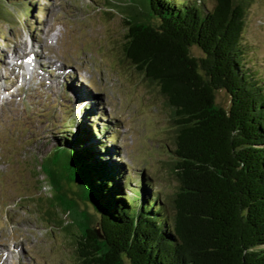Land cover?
Segmentation results:
<instances>
[{
    "label": "trees",
    "instance_id": "obj_1",
    "mask_svg": "<svg viewBox=\"0 0 264 264\" xmlns=\"http://www.w3.org/2000/svg\"><path fill=\"white\" fill-rule=\"evenodd\" d=\"M253 1L122 2L124 55L173 110L178 184L166 195L141 179L134 198L80 128L63 136L71 147L56 145L41 171L73 185L102 233L77 239L79 264H264V80L243 40Z\"/></svg>",
    "mask_w": 264,
    "mask_h": 264
},
{
    "label": "rangeland",
    "instance_id": "obj_2",
    "mask_svg": "<svg viewBox=\"0 0 264 264\" xmlns=\"http://www.w3.org/2000/svg\"><path fill=\"white\" fill-rule=\"evenodd\" d=\"M122 2L129 0H0V264H79L72 237L50 221L51 193L39 167L56 145L71 147L63 136L73 139L79 128L99 156L119 166L132 197L141 179L154 184L152 193L176 190L173 110L124 55ZM197 2L211 8L215 0ZM243 35L247 64L264 80V0L250 5ZM30 41L51 61V73L64 66L71 74L33 77ZM9 59L20 66L11 69ZM15 83L20 90H12ZM73 87L84 100L72 96ZM216 96L229 104L226 89Z\"/></svg>",
    "mask_w": 264,
    "mask_h": 264
},
{
    "label": "water",
    "instance_id": "obj_3",
    "mask_svg": "<svg viewBox=\"0 0 264 264\" xmlns=\"http://www.w3.org/2000/svg\"><path fill=\"white\" fill-rule=\"evenodd\" d=\"M41 164H39L40 168ZM41 184L51 193L47 208V212H50V221L55 222L56 226L62 227L72 237L75 249L78 238H102L101 228L91 206L79 195L71 183L65 182L64 185L59 186L53 183L44 172ZM87 230H90L87 232L89 235L86 234Z\"/></svg>",
    "mask_w": 264,
    "mask_h": 264
},
{
    "label": "bare ground",
    "instance_id": "obj_4",
    "mask_svg": "<svg viewBox=\"0 0 264 264\" xmlns=\"http://www.w3.org/2000/svg\"><path fill=\"white\" fill-rule=\"evenodd\" d=\"M36 41L38 40V41H40L39 39H35ZM32 44V47H33V45H34V42L32 41L31 42ZM16 49V55L18 56V55H20V49H18V48H15ZM4 54V53H3ZM34 62H33V68H35L36 70H34V69H31V73L33 74V77L34 76H36V77H41V78H46L45 77V75H48V77L49 78H52L53 79V81L55 80L56 81V79L58 78V76L59 75H62V77H65V78H67L68 77V75L69 74H71V72L70 71H68V70H66V69H64L63 67L61 68L60 67V71L59 72H57V73H55L54 71L51 73V67H49V62L51 63V61H49V62H47V61H44V57H42L40 54H38V53H36V52H34ZM59 59V58H58ZM52 64V63H51ZM52 66V65H51ZM10 68L12 69V66H10ZM6 69L8 72H10L11 73V69ZM9 73H7V75H8ZM53 76H52V75ZM6 75V74H5ZM73 76V75H72ZM9 77V76H8ZM48 78V79H49ZM83 79H85L86 80V78H84L83 77ZM68 80V79H67ZM66 79L63 81V83L65 82V81H67ZM70 80V79H69ZM87 81V80H86ZM62 83V84H63ZM70 83V82H69ZM68 83V85H69V87L71 88V84H69ZM51 85H53V84H51ZM74 85L75 86H77L76 84H75V82H74ZM83 89V88H82ZM68 91V90H67ZM66 91V92H67ZM70 91V90H69ZM68 91V92H69ZM71 92H73L74 94H76V95H72V96H74L78 101H79V99L80 100H84L83 98H85V96H83L82 94H80V93H76L75 92V87H73V91H71ZM72 93V94H73ZM68 94V93H67ZM78 95V96H77ZM87 98H88V100L90 99V102L93 100V98H91L89 95H87ZM75 100V99H74ZM86 100V99H85Z\"/></svg>",
    "mask_w": 264,
    "mask_h": 264
}]
</instances>
